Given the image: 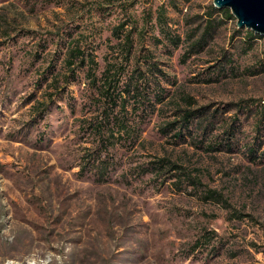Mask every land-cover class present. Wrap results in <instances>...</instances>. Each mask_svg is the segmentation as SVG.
<instances>
[{"label":"rangeland","instance_id":"1","mask_svg":"<svg viewBox=\"0 0 264 264\" xmlns=\"http://www.w3.org/2000/svg\"><path fill=\"white\" fill-rule=\"evenodd\" d=\"M223 9L0 0V264H264V36Z\"/></svg>","mask_w":264,"mask_h":264},{"label":"trees","instance_id":"2","mask_svg":"<svg viewBox=\"0 0 264 264\" xmlns=\"http://www.w3.org/2000/svg\"><path fill=\"white\" fill-rule=\"evenodd\" d=\"M223 12L225 14H228L231 17V13L230 11L225 8L223 9ZM257 33H255L254 31H249V35H256ZM125 46L128 45V47H130V36L126 35L125 36ZM87 58V59H86ZM66 62L68 64L69 67H71L74 63L76 62H80L81 64H85L86 61L89 62V68L87 70V74L90 75L91 80L94 82L96 81V73L94 70V66L96 65V61L94 60V56L92 53H85L80 47H75V48H71V50H69L67 52V58H66ZM106 72L104 73V77L102 78V82L100 84V88L103 89L101 91V93L108 98V100L110 101V105H108L110 108H114L117 105H119V111L122 110V108L124 109L125 106H121V99L123 98L122 95H120V91L117 90V85L119 83V79L116 78L118 77V74L116 72H114V70L112 69V67H107V69L105 70ZM71 74H74V69L71 68ZM139 91V90H137ZM110 115V114H109ZM113 119H117V122L120 124V126L117 128L118 130H123L124 132H126L127 135L130 136V134H132L133 129L130 128V126L127 124V121H125L123 118L121 119L119 117V114L116 112V116H113ZM183 119L181 120V124H185L188 123L190 117H192V113H190L189 111H185L182 114ZM101 124V123H100ZM96 125V124H94ZM169 125L171 127H174L173 125L174 122L172 123H168V125L163 129V131H168ZM184 126V125H183ZM99 128V127H98ZM178 135V134H175Z\"/></svg>","mask_w":264,"mask_h":264},{"label":"water","instance_id":"3","mask_svg":"<svg viewBox=\"0 0 264 264\" xmlns=\"http://www.w3.org/2000/svg\"><path fill=\"white\" fill-rule=\"evenodd\" d=\"M213 5L230 9L238 28L245 27L264 36V0H213Z\"/></svg>","mask_w":264,"mask_h":264},{"label":"bare ground","instance_id":"4","mask_svg":"<svg viewBox=\"0 0 264 264\" xmlns=\"http://www.w3.org/2000/svg\"><path fill=\"white\" fill-rule=\"evenodd\" d=\"M30 264H35V262H33V263H30Z\"/></svg>","mask_w":264,"mask_h":264}]
</instances>
